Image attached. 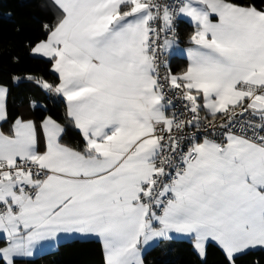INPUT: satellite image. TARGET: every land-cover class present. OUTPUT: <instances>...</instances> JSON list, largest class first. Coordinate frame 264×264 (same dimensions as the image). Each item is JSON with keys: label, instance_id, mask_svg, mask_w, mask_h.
<instances>
[{"label": "snow or ice", "instance_id": "snow-or-ice-1", "mask_svg": "<svg viewBox=\"0 0 264 264\" xmlns=\"http://www.w3.org/2000/svg\"><path fill=\"white\" fill-rule=\"evenodd\" d=\"M52 4L56 23L28 47L58 83L12 82L62 99L64 122L18 116L4 131L0 85V264L93 237L103 264H143L150 246L185 238L201 264L209 244L221 264L264 251V11L234 0ZM181 22L191 46L173 73L162 57ZM69 127L79 143L64 142Z\"/></svg>", "mask_w": 264, "mask_h": 264}, {"label": "trees", "instance_id": "trees-1", "mask_svg": "<svg viewBox=\"0 0 264 264\" xmlns=\"http://www.w3.org/2000/svg\"><path fill=\"white\" fill-rule=\"evenodd\" d=\"M235 3L248 6L255 5L264 11V0H234ZM58 13L51 0H0V85L9 88L7 97L8 123L3 125L7 131L9 125L22 115L23 108L38 122L45 115H51L60 122H64L65 104L57 99L54 93L45 91L35 83V80L55 85L58 76L51 70L47 59L36 57L30 53L29 42L46 39L42 25H54ZM20 30L17 31L16 29ZM180 47L189 45L188 36L192 32L190 24L181 22L178 28ZM12 57L17 58L13 60ZM173 73L182 72L187 66L184 57L170 58ZM31 74L34 81L23 79L13 84V76L25 77ZM35 100L44 105L47 111L37 107H29V101ZM64 142L76 144L80 136L69 127ZM143 264H201L193 252L192 243L187 240L160 241L143 254ZM102 246L97 241H74L63 244L52 253L39 255L31 259L30 264H103ZM264 264V251H249L239 258L238 264ZM18 264H24L23 261ZM207 264H221L220 250L213 244L207 247Z\"/></svg>", "mask_w": 264, "mask_h": 264}, {"label": "crops", "instance_id": "crops-1", "mask_svg": "<svg viewBox=\"0 0 264 264\" xmlns=\"http://www.w3.org/2000/svg\"><path fill=\"white\" fill-rule=\"evenodd\" d=\"M52 1V0H51ZM177 46H179V45H177ZM191 45L189 44V45H187V46H183V47H180L179 46V49H178V54H177V56H180V57H184L186 60H187V53H186V49L188 48V47H190ZM175 49H176V47H175ZM170 53V52H169ZM36 57H39V56H36ZM43 58V57H42ZM46 59V58H45ZM57 75V74H56ZM58 76V75H57ZM21 112H22V117L23 118H25V119H29V118H31V119H33V120H35L30 114H29V111L27 110V109H25V108H23L22 110H21ZM36 122H37V124L40 122H38L37 120H35ZM176 240V239H175ZM180 240H187V241H189L187 238H185V239H180ZM78 241H80V240H78ZM84 241H97V242H99L96 238H90V239H87V240H84ZM100 243V242H99ZM48 245L47 244H42V245H38L35 249H34V256L31 258V259H33V258H35V257H37V256H39V255H42V254H46V253H42V251H41V249H42V247H47ZM154 246H150V248L149 249H151V248H153ZM146 251H148V250H146ZM146 251H144L143 253H142V257H143V254L146 252Z\"/></svg>", "mask_w": 264, "mask_h": 264}, {"label": "rangeland", "instance_id": "rangeland-1", "mask_svg": "<svg viewBox=\"0 0 264 264\" xmlns=\"http://www.w3.org/2000/svg\"><path fill=\"white\" fill-rule=\"evenodd\" d=\"M178 49H179V46H176V49L175 50L170 51V55H171L170 57L177 56Z\"/></svg>", "mask_w": 264, "mask_h": 264}, {"label": "built area", "instance_id": "built-area-1", "mask_svg": "<svg viewBox=\"0 0 264 264\" xmlns=\"http://www.w3.org/2000/svg\"><path fill=\"white\" fill-rule=\"evenodd\" d=\"M175 50V49H174ZM171 55H170V53L168 52V53H165L164 55H163V57H162V59H164V60H170V57ZM162 71H164L163 69H162Z\"/></svg>", "mask_w": 264, "mask_h": 264}]
</instances>
